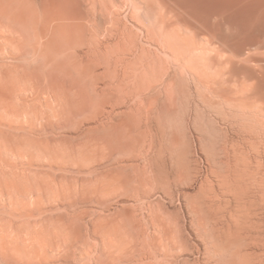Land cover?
Returning a JSON list of instances; mask_svg holds the SVG:
<instances>
[{"label": "rangeland", "instance_id": "374dc122", "mask_svg": "<svg viewBox=\"0 0 264 264\" xmlns=\"http://www.w3.org/2000/svg\"><path fill=\"white\" fill-rule=\"evenodd\" d=\"M83 1L0 0V264H264L263 26Z\"/></svg>", "mask_w": 264, "mask_h": 264}, {"label": "crops", "instance_id": "0c3cea01", "mask_svg": "<svg viewBox=\"0 0 264 264\" xmlns=\"http://www.w3.org/2000/svg\"><path fill=\"white\" fill-rule=\"evenodd\" d=\"M41 4H46L54 11L56 17L51 21L55 24L54 26H67L66 28L71 29L68 30L70 31L68 35L71 36L70 46L72 50L77 51L89 45L87 11L84 1L82 3V0H41Z\"/></svg>", "mask_w": 264, "mask_h": 264}, {"label": "bare ground", "instance_id": "6f19581e", "mask_svg": "<svg viewBox=\"0 0 264 264\" xmlns=\"http://www.w3.org/2000/svg\"><path fill=\"white\" fill-rule=\"evenodd\" d=\"M218 1V0H217ZM229 1H231V0H229ZM233 1V0H232ZM232 1L231 2H229V4L231 3V4H234V6H235V3H232ZM235 1V0H234ZM233 1V2H234ZM241 1V3H240V5H242V4H244L245 6H238V4L236 5V7H233V6H231V4H230V6H226V7H232V8H237V6H238V10L240 9V7L243 9V7L244 8H246V9H243V11L245 10V12H244V14L242 15V13L240 12V11H242V9L238 12L237 10V12L239 13V14H241V15H239V16H242V18L244 19V21L245 22H247L248 20H249V22L250 23H252L251 21H253V23L255 22H257L258 24H259V26L261 25V26H263L261 29H262V31H264V0H245V1H243V0H237V2L236 3H238V2H240ZM247 1V2H246ZM249 1V2H248ZM219 2H220V0H219ZM218 2V3H219ZM226 2V1H225ZM242 2H244V3H242ZM246 3H248V4H246ZM214 5V4H213ZM224 6V5H223ZM224 8V7H223ZM232 8H229V9H232ZM221 9V8H220ZM219 9V10H220ZM226 10H227V8H226ZM225 10V12L224 11H221L222 13H221V15H223V13H225L224 15H226V16H228V10L226 11ZM218 11V10H217ZM230 11H232V10H230ZM229 11V12H230ZM237 12H234L233 11V13H235V15L237 16ZM220 13V12H219ZM216 14H218V13H216ZM232 13L230 12L229 13V16L231 15ZM220 15V16H221ZM216 16V15H215ZM226 16H224V17H226ZM228 16V17H229ZM239 16H238V18H239ZM223 17V18H224ZM235 16L232 14V17L231 18H228V19H232V18H234ZM222 18V19H223ZM237 18V17H236ZM247 20V21H246ZM249 22H248V24H249ZM261 23V24H260ZM259 30H260V28H259ZM233 34V33H232ZM261 34H262V32H261ZM262 37V36H261ZM255 40V39H254ZM228 43V42H227ZM251 43V42H250ZM248 44V43H247ZM260 44H261V42H260ZM254 46H256V45H254ZM259 46V45H258ZM261 47V46H260ZM261 49V48H260ZM262 51V50H261ZM263 52V51H262ZM250 54V53H249ZM251 55H252V52H251ZM243 56V55H242ZM253 56V55H252ZM249 57H250V55H249ZM245 58V57H244ZM253 58V57H252ZM251 59V58H250ZM255 59V58H254ZM258 59V58H257ZM257 59H256V61H257ZM249 60V59H248ZM247 60V61H248ZM252 60V59H251ZM250 60V61H251ZM258 60H261V59H258ZM244 61H245V59H244ZM243 61V62H244ZM247 61H245V62H247ZM253 61V60H252ZM255 61V60H254ZM234 63V62H233ZM242 63V62H241ZM264 63V62H263ZM244 64V63H243ZM249 65H251V64H249ZM261 65H263V64H261ZM232 66V65H231ZM243 66V65H242ZM240 67V66H239ZM263 68V69H262ZM240 69V68H239ZM259 69H261V71L262 70H264V65L263 66H261V67H259ZM256 70V69H255ZM250 72V71H249ZM243 73V72H242ZM252 73V72H251ZM251 73H250V75H251ZM254 74V73H253ZM258 74H260V73H258ZM263 74V73H262ZM261 74V75H262ZM248 75V74H247ZM248 78V77H247ZM229 79V78H228ZM227 79V80H228ZM246 80V79H245ZM228 82H229V80H228ZM248 82V81H247ZM249 83V82H248ZM247 84V83H246ZM242 85V84H241ZM253 86V85H252ZM251 87V86H250ZM256 88V87H255ZM262 88V87H261ZM264 88V87H263ZM263 88H262V90H263ZM251 89V88H250ZM259 90V92H257V93H260L261 92V94H260V96L264 93L263 91H260V89H258ZM257 90V91H258ZM256 92V91H255ZM246 93H247V91H246ZM252 95V94H251ZM254 95V94H253ZM247 96H249V95H247ZM259 96V97H260ZM250 99H251V97H250ZM260 99H261V97H260ZM247 100V99H246ZM252 100H253V98H252ZM251 100V101H252ZM255 100V99H254ZM245 101V100H244ZM258 101V100H257ZM262 101H263V99H262ZM242 102V101H241ZM245 105V104H244ZM253 104H251L250 106H252ZM264 105V104H263ZM245 106H247V105H245ZM249 106V108H251ZM258 107V106H257ZM247 108V107H246ZM253 109V108H252ZM257 109V108H256ZM244 110H245V108H244ZM248 110V109H247ZM249 111V110H248ZM251 113V112H250ZM249 115V114H248ZM256 116V115H255ZM261 116H262V114H261ZM263 116H264V114H263ZM262 116V117H263ZM260 117V116H259ZM264 120V119H263Z\"/></svg>", "mask_w": 264, "mask_h": 264}]
</instances>
